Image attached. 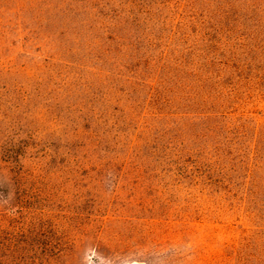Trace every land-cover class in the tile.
Instances as JSON below:
<instances>
[{"label": "rangeland", "instance_id": "obj_1", "mask_svg": "<svg viewBox=\"0 0 264 264\" xmlns=\"http://www.w3.org/2000/svg\"><path fill=\"white\" fill-rule=\"evenodd\" d=\"M264 264V0H0V264Z\"/></svg>", "mask_w": 264, "mask_h": 264}, {"label": "bare ground", "instance_id": "obj_2", "mask_svg": "<svg viewBox=\"0 0 264 264\" xmlns=\"http://www.w3.org/2000/svg\"><path fill=\"white\" fill-rule=\"evenodd\" d=\"M127 264H132V263H127Z\"/></svg>", "mask_w": 264, "mask_h": 264}]
</instances>
